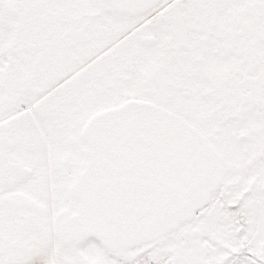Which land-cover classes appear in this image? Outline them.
Returning <instances> with one entry per match:
<instances>
[{
    "label": "snow or ice",
    "instance_id": "6c2138e0",
    "mask_svg": "<svg viewBox=\"0 0 264 264\" xmlns=\"http://www.w3.org/2000/svg\"><path fill=\"white\" fill-rule=\"evenodd\" d=\"M0 264H264V0H0Z\"/></svg>",
    "mask_w": 264,
    "mask_h": 264
}]
</instances>
